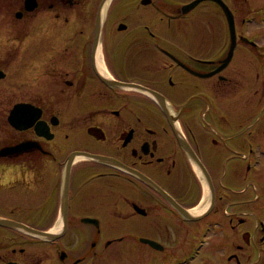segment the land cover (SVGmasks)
<instances>
[{
  "label": "flooded vegetation",
  "instance_id": "1",
  "mask_svg": "<svg viewBox=\"0 0 264 264\" xmlns=\"http://www.w3.org/2000/svg\"><path fill=\"white\" fill-rule=\"evenodd\" d=\"M34 1L4 0L18 49L0 54V219L29 229L0 223V264H99L130 246L148 264H211L213 249L243 264L264 152V87L250 101L243 67L264 74V0ZM16 104L23 128L8 120Z\"/></svg>",
  "mask_w": 264,
  "mask_h": 264
},
{
  "label": "rangeland",
  "instance_id": "2",
  "mask_svg": "<svg viewBox=\"0 0 264 264\" xmlns=\"http://www.w3.org/2000/svg\"><path fill=\"white\" fill-rule=\"evenodd\" d=\"M6 2H4V0H0V54L2 51L7 50V49H12V50H16L18 49V46L14 47V45L16 44V42H12L11 38L14 35V32L12 31V19L13 21L15 20V17L13 15V13L10 15V13L14 10V9H8L6 8L5 5ZM244 65V64H242ZM255 64L250 62L249 64H245V66L243 67L244 71H249L250 73V79H249V86L247 87L249 90V97H250V101H254L255 97V93L254 90H256L255 92L261 91L262 87H264V74L262 76V71L264 73V69L259 70L260 74L259 76H262V78L260 79H255L254 76V71H256V69H254ZM6 81H0V90L4 87L7 86V84L5 83ZM247 82V83H248ZM8 85H10L12 82L8 81ZM235 89H238L239 91H241V88L239 86H236ZM264 92V91H263ZM1 93V91H0ZM0 97H2V95H0ZM252 104V102L250 103ZM5 104L1 105L0 104V112L2 111V109H4ZM264 110V109H263ZM254 114V113H253ZM263 116H264V111H263ZM264 126V125H263ZM4 129V127H2V125L0 124V130ZM262 153H259L256 158L257 161H259L260 163H262V166L260 167L258 164H255V167H258V169L256 168V171L252 169L254 174H249V182L251 183V185H249V195H247V199H248V204H249V211H250V217H249V223H248V229L250 233V235H255L253 241H255L253 244H250L248 247L243 248L242 252H240V259L243 262V264L245 263H250V264H264V261L261 259L259 261V263H257L255 261V259L258 257V255L260 254V252H262V248L264 247L263 244H261L258 241V233H259V229H256V227L258 226V223H262L264 225V193L263 190H259L258 189V182H260L262 180V177L264 178V152L261 150ZM260 167V168H259ZM262 168V169H261ZM255 171V172H254ZM259 171V172H258ZM262 172V175H261ZM254 175V176H252ZM256 180H254V179ZM253 183V186H252ZM239 198L238 196H234V199ZM242 199H246V196H243ZM223 229H211L209 231H207L206 235L208 236L207 239L205 238L206 235L204 236V233H202L203 236H201V234H199V239L197 241L198 244L194 245V249L196 251H198L201 247L202 244H200V241H204L206 240H212L211 237L216 234L218 237L220 236V233ZM241 230H245V229H234L233 230V234H232V238L234 240V243H242L243 241L240 238V232ZM105 232V237H110L113 235H122L127 237V240L132 241V236L133 235H141V236H149L146 235L145 232L141 231V230H134V229H104ZM190 232L188 229H185V232L182 234H179V237L176 236V241L178 242H183L185 241V237L187 236V241H190V238L192 236L188 235ZM195 234V232L193 233V235ZM175 241V240H174ZM51 245L49 244H42V255L43 257L45 256L46 253H51ZM194 250V251H195ZM212 251H207L205 253V257L209 260V262L211 264H220L219 259L217 255L213 254L212 255ZM219 251V250H218ZM123 252V256L124 257H119L116 256L115 253L113 252H109L108 250L105 252V254L101 255V257H99L97 259L96 263L99 264H148V252L146 251L145 248H134L132 246H130L129 248L124 247L122 249ZM217 261V262H216Z\"/></svg>",
  "mask_w": 264,
  "mask_h": 264
},
{
  "label": "water",
  "instance_id": "3",
  "mask_svg": "<svg viewBox=\"0 0 264 264\" xmlns=\"http://www.w3.org/2000/svg\"><path fill=\"white\" fill-rule=\"evenodd\" d=\"M197 1L198 0H194L193 2H191L186 7V9L190 8V6H193L195 4V2H197ZM25 7L27 10L33 9L35 7V1L34 0H25ZM0 76H2L1 71H0ZM23 108H24V106H22L21 104H19V105L16 104L11 108V110L9 112L8 120H9L10 124H12L16 128H23L29 124L28 118H25L23 116ZM88 220H89V218H88ZM0 223L6 224V225H15V226H19V227H25V228L29 229V227L24 226L21 223L14 222V221L8 220V219H0ZM34 232L38 233L40 235H43V236H47L49 238H52L55 235L54 233H52L50 231H45V230H35ZM140 240L147 241V242H154L151 239H148L145 237H140Z\"/></svg>",
  "mask_w": 264,
  "mask_h": 264
}]
</instances>
